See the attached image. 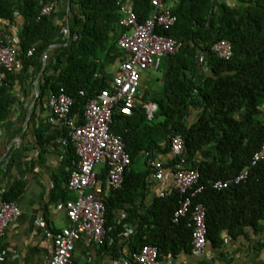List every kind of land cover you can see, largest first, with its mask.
Listing matches in <instances>:
<instances>
[{"label":"trees","instance_id":"obj_1","mask_svg":"<svg viewBox=\"0 0 264 264\" xmlns=\"http://www.w3.org/2000/svg\"><path fill=\"white\" fill-rule=\"evenodd\" d=\"M61 1L0 0L1 21L13 22L16 10L25 18L20 42L23 67L19 74L6 72L0 87V128L17 101L12 80L30 67L42 66L58 33L57 23L50 15H42V8ZM133 1L141 21L150 17V0ZM72 3L80 13H74L76 23L67 44L49 57L40 81V97L65 92L74 99L70 117L83 124L89 100L110 87L112 78L106 74L104 64L119 57L118 39L127 28L120 24L115 0ZM173 10L177 16L175 25L157 28V32L175 38L182 46L162 59L161 89L140 97L131 114L122 113L119 104L113 111L110 130L122 137L131 164L122 187L103 192L107 212L102 254L112 250L117 256L123 233L132 224L134 228L124 239L135 253L145 245L157 246L159 258L191 253V215L175 221L174 214L186 196L199 187L203 188L191 199L206 207L208 246L222 251L225 234L235 240L247 236L249 228L264 232V161L252 164L254 153L264 141V0H238L236 6L216 0H179ZM223 39L233 45L228 59L219 57L212 48ZM31 48L34 53L27 56ZM198 70L204 74L201 79L195 74ZM149 101L157 105L152 117L145 107ZM175 135L184 139L185 166L199 170V183L186 194L172 190L166 196H157L147 206L139 199L144 197L142 189L153 174L151 162L162 161L174 170L180 160L171 152L170 142ZM47 142L51 143V139L47 138ZM66 160L69 176L79 161L71 140L66 146ZM143 160L147 170L140 171L136 165ZM245 169L248 175L244 180L223 189L214 188L215 182L228 180ZM103 172H98L100 178H105L107 169ZM24 189L22 182L12 183L3 198L17 201ZM142 206H147L145 214L136 211ZM121 209L126 216L120 219L116 213Z\"/></svg>","mask_w":264,"mask_h":264},{"label":"built area","instance_id":"obj_2","mask_svg":"<svg viewBox=\"0 0 264 264\" xmlns=\"http://www.w3.org/2000/svg\"><path fill=\"white\" fill-rule=\"evenodd\" d=\"M150 0L152 14L141 21L133 9L130 0H115L119 8L120 24L127 31L118 39V46L123 58L118 68L113 72L109 81L110 87L102 89L86 105L85 122L77 124L70 117L74 99L60 92L50 94L47 105L51 111L50 122L61 123L66 128L63 145L68 140L74 143L79 161L67 179L69 190L76 198L65 203L66 215L70 224L54 233L46 229V234L53 239L54 250L45 264H70L74 255L77 241L85 235L92 242L102 245L106 235L107 207L103 199V189L98 176V165L107 169V186L109 189L121 188L125 171L131 164V156L120 135L110 130L113 111L116 105L124 114H131L140 97L142 74L150 67L158 64L165 56L175 54L182 43L175 38L157 32V28L169 29L177 22L173 6L179 0ZM55 8L54 3L44 4L41 14L49 15ZM213 51L221 58L232 56L233 45L230 40L223 39L213 45ZM34 48L27 52L32 56ZM203 61V58H200ZM23 67L22 51L16 45L6 41L5 33L0 30V87L4 83L6 72L20 70ZM149 117L157 110V105L148 102L145 105ZM171 152L179 157L176 168H166L161 161H152L153 176L160 182L171 181L170 192L179 190L186 194L200 180L197 169L185 166V144L181 135L171 139ZM264 161V141L254 153L252 164ZM248 169L228 180H219L214 188L223 189L232 183L244 180ZM199 187L191 196H186L181 206L174 214V220L191 215L194 227L192 253L197 256H209L207 251L206 207L202 203L194 204L191 197L200 191ZM5 194V190H4ZM3 194V195H4ZM168 194L163 192L161 195ZM21 210L16 201H7L0 197V236L3 235L10 223L20 214ZM44 225V222H41ZM160 257L159 248L155 245H145L135 254L139 264H156Z\"/></svg>","mask_w":264,"mask_h":264},{"label":"crops","instance_id":"obj_3","mask_svg":"<svg viewBox=\"0 0 264 264\" xmlns=\"http://www.w3.org/2000/svg\"><path fill=\"white\" fill-rule=\"evenodd\" d=\"M216 1L231 6L238 5V0ZM130 2L134 9V1L130 0ZM54 4L55 8L49 15L59 29L47 52L48 56H44L42 66L30 67L12 80L17 101L10 118L0 128V197L12 183L22 182L25 186L24 192L16 201L21 212L0 236V264H45L54 250L53 239L46 234V229L56 233L70 224L65 203L76 198V194L67 186L70 166L66 160V146L63 145L66 128L61 123L49 121L51 111L47 105V98L51 93H48L44 99L40 97V81L44 76L49 57L55 49L65 46L70 39L71 29L76 23L74 13H80V8L73 4L72 0H63L59 4ZM166 4H170L169 0ZM24 23L25 18L18 10L13 22L0 20L6 41L16 45L20 51ZM122 58L121 51L115 61H105L104 70L110 78ZM163 67L160 60L142 74L140 97L151 95L161 89ZM14 72L19 74L21 69ZM195 74L198 79L204 75L202 70H198ZM146 82L149 84L148 88H144ZM47 138L51 139V143H45ZM13 154L16 156L12 165L10 162ZM136 168L140 171L147 170L144 160L140 161ZM105 169L103 165L97 166L99 173H104ZM104 176L105 178L99 177L100 184L103 192L109 193L111 189L107 186V174ZM170 186L171 181L160 182L152 174L147 185L142 189L144 197L139 201L148 206L163 192L170 194ZM147 206H142L136 211L145 214ZM116 215L120 219L125 218V210L117 211ZM41 222H44V225ZM133 228L132 224L123 233L118 244L117 256L112 250L102 254L100 245L82 235L77 241L70 264L97 262L136 264L134 248L127 239H124ZM248 231L247 236L235 240L225 234V248L222 251H216L207 245L209 256H197L192 252L181 253L176 257L162 256L156 264H264V232L256 233L252 228ZM111 242L112 239L109 241L110 245ZM132 258L135 259L134 262Z\"/></svg>","mask_w":264,"mask_h":264},{"label":"rangeland","instance_id":"obj_4","mask_svg":"<svg viewBox=\"0 0 264 264\" xmlns=\"http://www.w3.org/2000/svg\"><path fill=\"white\" fill-rule=\"evenodd\" d=\"M157 74V73H156ZM149 87V84H148V82H146L145 84H144V88H148Z\"/></svg>","mask_w":264,"mask_h":264},{"label":"water","instance_id":"obj_5","mask_svg":"<svg viewBox=\"0 0 264 264\" xmlns=\"http://www.w3.org/2000/svg\"><path fill=\"white\" fill-rule=\"evenodd\" d=\"M45 56H48V54L46 53V55Z\"/></svg>","mask_w":264,"mask_h":264}]
</instances>
